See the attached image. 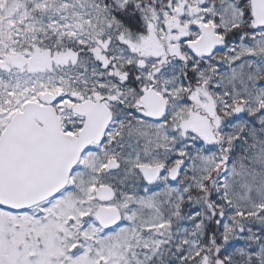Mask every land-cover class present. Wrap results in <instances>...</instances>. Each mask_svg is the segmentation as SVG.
Wrapping results in <instances>:
<instances>
[{"label": "snow or ice", "instance_id": "1", "mask_svg": "<svg viewBox=\"0 0 264 264\" xmlns=\"http://www.w3.org/2000/svg\"><path fill=\"white\" fill-rule=\"evenodd\" d=\"M0 264H264V0H0Z\"/></svg>", "mask_w": 264, "mask_h": 264}]
</instances>
